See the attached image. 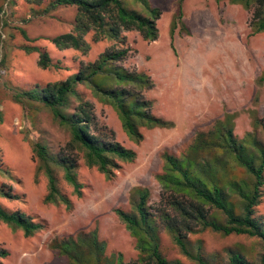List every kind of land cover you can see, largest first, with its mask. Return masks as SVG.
<instances>
[{
  "label": "rangeland",
  "instance_id": "obj_1",
  "mask_svg": "<svg viewBox=\"0 0 264 264\" xmlns=\"http://www.w3.org/2000/svg\"><path fill=\"white\" fill-rule=\"evenodd\" d=\"M49 1L0 0V166L10 170L0 168V186L19 195L9 198L0 194V203L45 222L43 229L26 237L22 230L0 220V248L8 251L0 256V264H63L65 257L49 245L51 240L89 229L98 230L108 255L118 253L123 261H129L138 255L136 240L115 208L129 206V191L137 185L148 188L149 204L157 203L163 152L182 154L196 131L227 112L233 113V130L240 137L254 129V118H264V79H260L264 73V31H253L252 11L241 2L151 0L161 11L158 36L149 40L136 29L126 30L121 45L128 47V55L119 63L149 75L152 86L133 88L151 99V111L170 125L141 126V140L133 141L122 129L114 107L80 84L85 97L94 103L99 125L134 148L136 156L120 161L110 179L80 158L82 194L77 196L70 184L61 182L71 200L68 207L63 202L44 201L47 178L36 173L30 145L42 136L58 150L68 138L67 131L51 119L46 108H23L13 92L65 78L82 62L96 59L109 46L120 45L113 40L97 41L90 31L85 35L89 43L86 51L58 48L49 38L72 29L77 8L58 5L46 11ZM25 45L44 46L52 63L58 62L60 67L38 66V52H26ZM257 211L264 213V196ZM192 236L202 238L207 251L223 252L225 246L236 242L252 250V256L260 250L253 238L244 235L204 230ZM162 237L168 258L195 264L179 253L170 234L163 230Z\"/></svg>",
  "mask_w": 264,
  "mask_h": 264
},
{
  "label": "trees",
  "instance_id": "obj_2",
  "mask_svg": "<svg viewBox=\"0 0 264 264\" xmlns=\"http://www.w3.org/2000/svg\"><path fill=\"white\" fill-rule=\"evenodd\" d=\"M28 1L35 4L42 0ZM233 1L252 11L250 25L255 33L264 31V0ZM58 5L77 8L72 29L49 38L58 48L86 51L89 43L85 35L90 31L97 41L113 40L120 45L109 46L96 59L82 62L77 71L65 78L13 92L23 108H46L51 119L67 131L68 138L58 150L42 136L30 141V145L36 173L47 178L44 201L63 202L69 207L71 200L61 182L70 184L77 196L82 194L80 158L110 179L120 161H131L136 156L134 148L119 142L112 131L99 125L94 103L85 97L80 84L90 87L97 98L114 107L122 129L133 141L141 140V126L169 127L170 123L155 115L151 111L152 100L133 88L152 86L149 75L119 63L128 55V47L121 45L126 30L136 29L149 40L158 36L160 8L151 0H50L45 10ZM26 33L22 29L23 37L28 39ZM22 48L38 52V66L60 67L58 62L52 63L44 46ZM260 79H264V73ZM233 116L227 112L209 127L196 131L182 154L163 152V170L157 174L161 186L157 203L149 204L148 188L137 185L129 191V206L115 208L135 237V258L123 261L121 254L108 255L106 241L98 230L89 229L51 240L49 245L65 257L63 264H186L180 258L167 257L163 230L170 234L179 253L195 264H264V213L257 211L264 196V118H254V129L240 137L233 130ZM0 194L19 197L2 186ZM0 220L12 229L22 230L26 237L45 227L44 221L1 203ZM204 230L253 238L260 250L252 256V250L236 242L225 246L223 252L207 251L203 239L192 236ZM7 252L0 248V256Z\"/></svg>",
  "mask_w": 264,
  "mask_h": 264
}]
</instances>
